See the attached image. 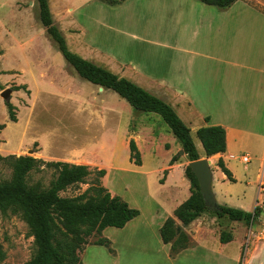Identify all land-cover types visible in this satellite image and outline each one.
<instances>
[{
	"label": "rangeland",
	"instance_id": "1",
	"mask_svg": "<svg viewBox=\"0 0 264 264\" xmlns=\"http://www.w3.org/2000/svg\"><path fill=\"white\" fill-rule=\"evenodd\" d=\"M241 1L252 9L236 7L231 12L227 32L259 31L257 19L264 15V0ZM49 2L55 23L64 33L71 51L120 76L130 77L135 75L133 68L158 74L160 65L165 63V54H171L169 49L176 47L182 24H188L191 31L197 24L184 22L183 11L185 15L195 16L200 5L189 8L196 0H127L118 6L106 5L100 0ZM21 86L26 90H16ZM6 89L12 90L10 102L2 97ZM6 103L16 107L17 123L9 120ZM142 123L153 126L156 134H161L162 126L168 129L160 116L138 112L114 92L102 91L82 80L47 38L37 0H0V125H6L0 135L3 155H12L8 154L11 151L17 156L49 162L83 155L88 162L85 165L93 174L85 184L71 187L61 196L84 193L95 182V171L104 169L108 172L104 186L120 192L128 200L138 201L145 210L142 219L145 223L150 212L143 204L142 193L150 191L160 196V180L164 177L160 169L168 165L169 143L174 146L177 139L165 133L154 137L150 128L146 131L140 128ZM132 132H140L145 165L142 171L130 161L128 141L134 140ZM192 137L201 147L195 133ZM42 148L44 158L38 155ZM246 154L252 157L250 164H241L237 159L229 162L241 179L248 180L257 173L260 161L253 151L242 150L237 156ZM263 166L261 163L258 183ZM212 170L218 179L221 169L214 164ZM141 172L149 173V178L144 179ZM11 177L10 165L0 162V182ZM55 178L54 170L45 169L33 172L28 184L41 183L48 188ZM184 179L181 170L176 168L172 182L179 184ZM240 189L242 186H236L235 190ZM247 202L250 205L251 199L247 198ZM255 203V209H261L262 213L254 224L204 214L197 222L195 233L201 237L202 227L211 228L207 236L219 239L225 231L236 243L241 240L242 264L248 259L249 264H264V192ZM97 239L94 236L91 242ZM0 244L7 255L0 264H26L36 250L27 224L20 215L10 211H0ZM236 248V245L229 246L232 256Z\"/></svg>",
	"mask_w": 264,
	"mask_h": 264
},
{
	"label": "crops",
	"instance_id": "2",
	"mask_svg": "<svg viewBox=\"0 0 264 264\" xmlns=\"http://www.w3.org/2000/svg\"><path fill=\"white\" fill-rule=\"evenodd\" d=\"M197 3L200 4L198 8ZM193 7L197 8L195 16L185 15V11L182 16L186 23H197L195 28L191 31L188 24H182L176 47L169 49L171 54H165V63L160 65L158 74L153 70L139 72L133 68V77L117 75L131 80L171 104L191 129V134L195 133L197 136V131L202 127L222 126L226 129L227 151L224 154L208 157L200 140L198 139L201 147L197 141L194 140V143L200 159L211 161V168L214 164L218 167L219 160L223 159L236 180L231 182L222 170L218 179L213 173L212 187L218 203L253 212L257 198L261 197L258 182L261 163L264 162V15L257 19L259 31H239L232 34L227 32L231 12L236 7L252 9L248 4L238 0L229 9L220 10L196 0V3H190L189 8ZM187 27L190 31H187ZM230 42L231 47L228 48ZM142 124L140 128L144 131L150 128V134L154 137H162L164 133L167 136L172 134L164 126L161 128L163 133L156 134L153 126ZM132 133L141 153L140 132ZM174 142V146L169 143L168 165L160 169V174L164 176V183L159 185L160 196L150 191L142 193L143 204L150 212L145 223L142 222L145 210L138 201L128 200L120 192L106 187L112 196L121 197L130 207L139 209L141 214L123 229L104 230L102 237L111 241V248L88 245L82 254L83 264H242L241 240L236 243L234 239L228 244H222L220 238L207 236L212 232L211 228L202 227L204 233L201 237L199 233H195L197 222L202 217L186 228L176 219L177 224L191 237L190 248L172 257L171 245L162 241L161 227L169 217H174L175 210L191 196V185L185 176V169L190 161L186 154L182 157L178 154L182 147L178 140ZM1 145L2 140L0 154L3 155ZM242 150L253 151L259 158L260 166L252 179H241L230 165L229 160L237 157ZM15 153L8 152L12 155ZM43 153L42 148L38 155L44 158ZM176 155L181 158L170 166ZM141 156L142 165L137 167L142 171L145 165L142 153ZM63 162L88 164L83 155L70 157ZM176 168L184 175L183 183L172 182V174ZM106 173L102 179L103 185L108 178V172ZM141 173L144 179L149 178V173ZM236 186H242V189L236 191ZM247 198L251 199L250 205ZM231 244L237 246L233 256L229 250ZM249 262L250 259L246 264Z\"/></svg>",
	"mask_w": 264,
	"mask_h": 264
},
{
	"label": "trees",
	"instance_id": "3",
	"mask_svg": "<svg viewBox=\"0 0 264 264\" xmlns=\"http://www.w3.org/2000/svg\"><path fill=\"white\" fill-rule=\"evenodd\" d=\"M100 1L106 5L118 6L127 0ZM199 1L220 10H227L238 0ZM37 4L40 22L46 31L47 38L82 80L114 92L138 112L160 116L180 143L188 160L190 162L200 160L191 129L171 104L131 80L120 77L111 70L71 51L64 33L55 23L49 0H37ZM16 90H26V87H17ZM6 107L9 120L17 123L16 107L11 103H6ZM5 128L6 125H0V134ZM197 137L206 156L212 157L226 153L224 127H202L197 131ZM129 148L130 161L141 166V153L134 140L130 141ZM179 159V155L174 156L170 166ZM0 162L8 163L12 169L11 179L0 182V211L2 213L10 211L20 215L28 226L30 236L34 238L36 250L26 264H83L82 254L88 245L111 248V241L102 237L104 230L123 229L141 214L121 197L112 196L102 182L107 174L104 169L95 171L96 180L84 193L75 197H62L61 193L69 188L86 183L87 178L93 174L89 166L68 162H49L32 156L1 154ZM218 167L231 182H236L223 159L219 160ZM45 169L54 170L56 173V178L48 188L41 183L28 184V178L33 172ZM166 175L167 172H165ZM185 176L191 184V196L175 210L174 217H169L160 229L162 241L171 245L172 257L192 246L191 237L184 228L189 227L204 214H211L218 218L228 217L232 222H243L247 225L254 224L261 216L262 210L258 208L253 212H246L223 205H220L221 213L209 212L205 207L197 177L189 166L185 169ZM160 183H164V178L160 180ZM176 219L184 228L177 224ZM94 236L98 239L92 243L91 238ZM232 240V236L227 232L221 233L222 244H228ZM6 256L0 244V263L5 261Z\"/></svg>",
	"mask_w": 264,
	"mask_h": 264
},
{
	"label": "water",
	"instance_id": "4",
	"mask_svg": "<svg viewBox=\"0 0 264 264\" xmlns=\"http://www.w3.org/2000/svg\"><path fill=\"white\" fill-rule=\"evenodd\" d=\"M100 90H104L102 87ZM12 90L6 89L2 92V97L6 102L11 101ZM180 156H184L185 152L183 150L179 153ZM192 172L197 177L199 182L200 192L203 196L205 207L209 212L221 213L222 209L217 202L216 196L213 192V172L211 168V161L207 159H200L198 161L190 162L188 165Z\"/></svg>",
	"mask_w": 264,
	"mask_h": 264
},
{
	"label": "built area",
	"instance_id": "5",
	"mask_svg": "<svg viewBox=\"0 0 264 264\" xmlns=\"http://www.w3.org/2000/svg\"><path fill=\"white\" fill-rule=\"evenodd\" d=\"M234 159H239L243 164L247 165L251 162V157L248 155H243V156H234ZM264 163V162H263ZM259 188H260V193L262 195V193L264 192V166H263V170H262V175L260 178V184H259ZM259 206V203H257Z\"/></svg>",
	"mask_w": 264,
	"mask_h": 264
}]
</instances>
